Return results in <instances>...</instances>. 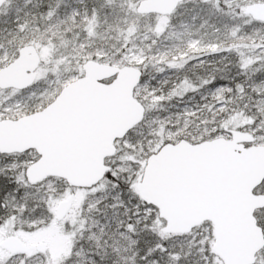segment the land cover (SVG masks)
Wrapping results in <instances>:
<instances>
[{"label": "snow or ice", "instance_id": "obj_1", "mask_svg": "<svg viewBox=\"0 0 264 264\" xmlns=\"http://www.w3.org/2000/svg\"><path fill=\"white\" fill-rule=\"evenodd\" d=\"M0 264H264V0H0Z\"/></svg>", "mask_w": 264, "mask_h": 264}]
</instances>
